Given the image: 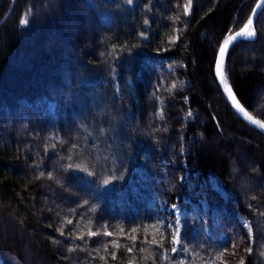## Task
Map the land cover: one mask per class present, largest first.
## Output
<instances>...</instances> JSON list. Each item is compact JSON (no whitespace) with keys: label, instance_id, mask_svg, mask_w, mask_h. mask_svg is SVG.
<instances>
[{"label":"trees","instance_id":"trees-1","mask_svg":"<svg viewBox=\"0 0 264 264\" xmlns=\"http://www.w3.org/2000/svg\"><path fill=\"white\" fill-rule=\"evenodd\" d=\"M12 1L0 264H264V134L215 75L258 0H15L1 23ZM224 70L264 122V10Z\"/></svg>","mask_w":264,"mask_h":264},{"label":"water","instance_id":"water-1","mask_svg":"<svg viewBox=\"0 0 264 264\" xmlns=\"http://www.w3.org/2000/svg\"><path fill=\"white\" fill-rule=\"evenodd\" d=\"M15 4V0L12 1L11 7L8 11V13L6 14V16L3 18L2 22H5L6 19L9 17V15L12 12V9L14 7ZM264 10V0H258V2L256 3L255 7L252 10L251 16L249 19H252L253 23L252 24H248V22L246 24H244L242 26V28H240L239 30H237L235 33L232 34V36L235 37V39L228 45L226 46V51L225 54L223 56L219 55V51L217 54V59L219 58L220 60V69H219V75H218V70L216 67V62H215V75H216V79L218 81V84L225 96V98L227 99V101L230 103V105L232 106V108L234 109V111L242 118L244 119L248 124H250L252 127H254L255 129H257L258 131H260L261 133L264 134V122L262 120H260L259 118H257L256 116H254L239 100V98L237 97L234 89L232 88V86L227 82L226 79V75H225V70H224V65H225V61L226 58L228 56V53L230 51V49L238 42H240L241 40L244 39H249L247 38V35L249 34V32L251 30H255V25H256V21L260 15V13ZM249 21V20H248ZM245 25H247V27H245ZM241 30H243V34L240 36H235L236 33L241 32ZM221 80H223V83H221ZM227 85L232 93V96H229L228 93L224 90V86ZM236 104H239L240 107L243 109V111H239L236 108Z\"/></svg>","mask_w":264,"mask_h":264},{"label":"rangeland","instance_id":"rangeland-1","mask_svg":"<svg viewBox=\"0 0 264 264\" xmlns=\"http://www.w3.org/2000/svg\"><path fill=\"white\" fill-rule=\"evenodd\" d=\"M251 38H255V32ZM211 181H212V188H214L216 191H218L220 194H222L225 197L226 194L216 185L214 179H211ZM172 208H173V211H172L173 217L172 216L170 217V227L172 229L174 246L177 249L180 243L179 238L181 235L182 220H181V214H180L179 208L177 206H174ZM237 218L239 219L240 222L243 223L244 228H246L247 230L250 229L249 224L245 222L246 220H244L242 216L239 215L237 216ZM177 222H179V225H180L179 229L177 228Z\"/></svg>","mask_w":264,"mask_h":264},{"label":"snow or ice","instance_id":"snow-or-ice-1","mask_svg":"<svg viewBox=\"0 0 264 264\" xmlns=\"http://www.w3.org/2000/svg\"><path fill=\"white\" fill-rule=\"evenodd\" d=\"M128 2L131 3L132 0H128ZM21 23H24V21H21ZM252 23H253L252 19H249L248 24H252ZM245 27H247V25H245ZM242 34H243V30H241V32L236 33L235 36H240ZM249 35H254V32L253 33H249ZM234 39H235L234 36L229 35L228 38L223 41V44L219 48V55L220 56H223L225 54L226 46H228ZM216 67H217L218 75H219V69H220V60H219V58L216 61ZM221 83H223V80H221ZM224 90L228 93L229 96H232L231 90H230V88L227 85L224 86ZM236 108L239 111H243V109L240 107L239 104H236ZM189 115H191V113H189ZM69 168H71V165L69 166ZM104 183L108 184L109 181L105 180ZM179 227H180L179 222H177V228L179 229ZM129 251H131V249H129ZM176 251H177V249L174 248L173 252H176Z\"/></svg>","mask_w":264,"mask_h":264},{"label":"bare ground","instance_id":"bare-ground-1","mask_svg":"<svg viewBox=\"0 0 264 264\" xmlns=\"http://www.w3.org/2000/svg\"><path fill=\"white\" fill-rule=\"evenodd\" d=\"M249 33H253V30H251ZM253 35H247V38H251Z\"/></svg>","mask_w":264,"mask_h":264}]
</instances>
